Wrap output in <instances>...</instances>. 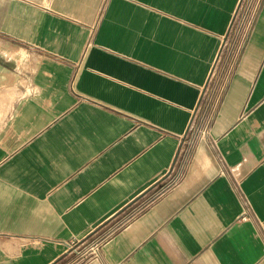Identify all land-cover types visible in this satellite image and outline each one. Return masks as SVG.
Segmentation results:
<instances>
[{
	"label": "crops",
	"instance_id": "obj_1",
	"mask_svg": "<svg viewBox=\"0 0 264 264\" xmlns=\"http://www.w3.org/2000/svg\"><path fill=\"white\" fill-rule=\"evenodd\" d=\"M0 264H264V0H0Z\"/></svg>",
	"mask_w": 264,
	"mask_h": 264
},
{
	"label": "rangeland",
	"instance_id": "obj_2",
	"mask_svg": "<svg viewBox=\"0 0 264 264\" xmlns=\"http://www.w3.org/2000/svg\"><path fill=\"white\" fill-rule=\"evenodd\" d=\"M173 181H174V180L171 179V182H169V183H172ZM169 183H168V184H169ZM168 184H167V185H168ZM167 185H166V186H167ZM95 243H98L97 240H92V241H90V242L86 245L85 248L82 249V252L80 253V258H79V260L82 259V258L85 259V258H87V257L89 256V249H90V247H91L93 244H95Z\"/></svg>",
	"mask_w": 264,
	"mask_h": 264
},
{
	"label": "built area",
	"instance_id": "obj_3",
	"mask_svg": "<svg viewBox=\"0 0 264 264\" xmlns=\"http://www.w3.org/2000/svg\"><path fill=\"white\" fill-rule=\"evenodd\" d=\"M99 250V243L93 244L90 249H89V255H94L98 252Z\"/></svg>",
	"mask_w": 264,
	"mask_h": 264
}]
</instances>
